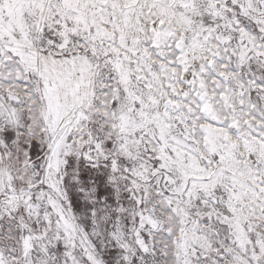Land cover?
<instances>
[{
    "label": "snow or ice",
    "instance_id": "snow-or-ice-1",
    "mask_svg": "<svg viewBox=\"0 0 264 264\" xmlns=\"http://www.w3.org/2000/svg\"><path fill=\"white\" fill-rule=\"evenodd\" d=\"M0 264H264V0H0Z\"/></svg>",
    "mask_w": 264,
    "mask_h": 264
}]
</instances>
